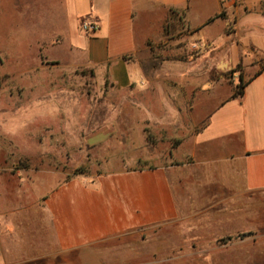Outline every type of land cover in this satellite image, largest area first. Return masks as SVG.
Here are the masks:
<instances>
[{"label":"crops","instance_id":"crops-1","mask_svg":"<svg viewBox=\"0 0 264 264\" xmlns=\"http://www.w3.org/2000/svg\"><path fill=\"white\" fill-rule=\"evenodd\" d=\"M59 1L70 30L56 34L53 46L60 36L59 45L79 66L117 89L143 83L151 94L145 101L150 120L173 113L172 106L192 105L193 120L204 125L160 154L146 141L149 153L137 159L144 165L89 177L90 183L0 164V264H180L154 255L184 242H154L142 234L185 238L192 231L211 243L222 234L261 231L264 70L249 77L238 96L223 92L211 73L264 56V0ZM82 1L88 6L80 12ZM82 17L98 22L94 34L82 33ZM219 21L225 23L216 40L209 31ZM169 26L189 30L208 49L190 64L166 59L144 65L142 59L152 58L169 37ZM199 217L208 218V231L195 224Z\"/></svg>","mask_w":264,"mask_h":264},{"label":"rangeland","instance_id":"rangeland-1","mask_svg":"<svg viewBox=\"0 0 264 264\" xmlns=\"http://www.w3.org/2000/svg\"><path fill=\"white\" fill-rule=\"evenodd\" d=\"M87 6L82 1L77 10ZM64 11L59 0H0V164L63 172L67 180L79 177L90 183L101 174L137 169L144 165L137 159L150 150L160 154L201 130L204 124L193 120L192 105L172 106L173 113L150 120L145 101L151 94L143 83L137 89H117L100 73L79 66L66 45H59L60 36L53 46L56 34L65 37L70 30ZM88 18L94 20L82 17L79 25ZM224 23L217 22L209 35L221 39ZM168 34L153 49L152 58L142 59L144 65L166 59L190 64L208 49L187 29L169 26ZM260 69L264 70V56L243 59L225 71L217 69L211 77L218 84L222 81L223 92L236 94ZM205 220L195 219L200 231L209 230ZM186 224L194 230L193 222ZM242 234L246 236L241 239ZM167 236L163 239L157 230L142 234L154 242H184L181 248L154 255L178 258L180 264H264V228L234 234L233 241L222 234L211 243L192 231L185 238L171 232Z\"/></svg>","mask_w":264,"mask_h":264},{"label":"built area","instance_id":"built-area-1","mask_svg":"<svg viewBox=\"0 0 264 264\" xmlns=\"http://www.w3.org/2000/svg\"><path fill=\"white\" fill-rule=\"evenodd\" d=\"M98 27V22L89 18L85 19L80 25V29L85 35L94 34L98 30Z\"/></svg>","mask_w":264,"mask_h":264},{"label":"trees","instance_id":"trees-1","mask_svg":"<svg viewBox=\"0 0 264 264\" xmlns=\"http://www.w3.org/2000/svg\"><path fill=\"white\" fill-rule=\"evenodd\" d=\"M240 81H242V76H240ZM243 90H244V85L240 86V90L234 94V96H238V95H243ZM246 235L245 234H242L240 235L239 237L242 239L244 238ZM235 238H233L232 236L227 238V241H233Z\"/></svg>","mask_w":264,"mask_h":264}]
</instances>
